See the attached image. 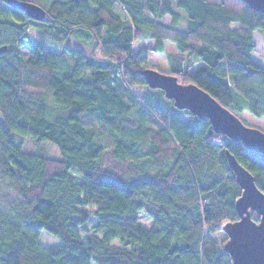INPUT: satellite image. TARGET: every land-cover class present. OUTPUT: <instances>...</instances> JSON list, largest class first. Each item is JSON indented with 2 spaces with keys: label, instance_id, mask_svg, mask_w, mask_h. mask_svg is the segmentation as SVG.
<instances>
[{
  "label": "trees",
  "instance_id": "obj_1",
  "mask_svg": "<svg viewBox=\"0 0 264 264\" xmlns=\"http://www.w3.org/2000/svg\"><path fill=\"white\" fill-rule=\"evenodd\" d=\"M48 4L35 20L0 0V264H233L223 226L239 219L243 190L226 152L263 191L264 153L180 110L140 70L173 42L170 73L249 125L237 113L264 118V66L252 60L264 13L241 0ZM71 37L90 52L65 46ZM139 38L154 44L135 50ZM42 230L62 242L43 245Z\"/></svg>",
  "mask_w": 264,
  "mask_h": 264
},
{
  "label": "water",
  "instance_id": "obj_2",
  "mask_svg": "<svg viewBox=\"0 0 264 264\" xmlns=\"http://www.w3.org/2000/svg\"><path fill=\"white\" fill-rule=\"evenodd\" d=\"M5 1L35 20L47 17V11L41 4L30 0ZM241 1L264 13V0ZM140 74L143 75L147 86L162 89L165 96L172 99L180 110L187 109L202 120L209 119L215 132L229 136L235 142L242 141L248 149L264 153V130L246 125L238 115L198 84L180 82L177 75L167 74L153 67L141 69ZM226 156L243 192L236 200L239 219L226 222L223 226L228 235L224 249L231 255L233 264H264V191L258 188L252 172L245 168L230 150H227ZM253 211L257 212L258 221L252 217Z\"/></svg>",
  "mask_w": 264,
  "mask_h": 264
},
{
  "label": "rangeland",
  "instance_id": "obj_3",
  "mask_svg": "<svg viewBox=\"0 0 264 264\" xmlns=\"http://www.w3.org/2000/svg\"><path fill=\"white\" fill-rule=\"evenodd\" d=\"M35 2H39L42 6L45 8H48L49 6V0H37ZM176 3V0H174V4ZM117 11L121 14L122 17H127V13L125 11H122V8H118ZM165 24L171 25V17L167 16L164 19ZM256 41V47L255 51L253 53V59L254 61H258L261 63L262 66H264V32L263 31H255L254 37ZM135 50H138L140 48L147 49L150 46L154 44L152 40H144L142 38H139L136 40ZM64 45L72 48H76L79 50L84 49L90 52L91 49L87 48L86 45L79 42L75 37H71L70 39L64 41ZM89 49V50H88ZM149 53V60H148V66H151L158 71H162L164 73L170 74L171 70V59L174 56H177L180 54V52L177 50L175 44L173 42H167L165 46V51L163 52H152L148 51ZM25 56H29L30 51L25 49L24 50ZM252 59V60H253ZM193 61V60H191ZM147 67V66H146ZM137 91H141L142 87L138 85L136 88ZM237 114H240V116L246 121L247 124L255 126L257 128H264V118H256L253 114H251L248 110L239 112ZM0 118H2V114L0 112ZM12 137L17 143H21L24 145V149L28 152H33L36 150V145L33 143V141L30 140L29 137L24 135H18L16 133H12ZM42 145H44L45 150L48 152L49 155L52 157L59 156L58 148L51 144L50 142H44ZM3 185V184H2ZM1 186V182H0ZM89 210V209H88ZM141 216V223L145 226H150L153 220L147 216L144 212L140 213ZM94 224V221L90 222L89 227H91ZM86 237L87 235L84 234ZM215 236L221 241L223 240L224 235L220 232L218 234H215ZM39 241L45 245H58L62 241H60L59 237L57 238L55 235L51 234L49 231L42 230L41 235L39 236Z\"/></svg>",
  "mask_w": 264,
  "mask_h": 264
},
{
  "label": "crops",
  "instance_id": "obj_4",
  "mask_svg": "<svg viewBox=\"0 0 264 264\" xmlns=\"http://www.w3.org/2000/svg\"><path fill=\"white\" fill-rule=\"evenodd\" d=\"M255 34V33H254ZM254 53V52H253ZM253 53H252V55H253ZM252 59H253V56H252ZM254 60V59H253ZM255 62H258L257 60L255 61ZM259 64H261L260 62H258Z\"/></svg>",
  "mask_w": 264,
  "mask_h": 264
}]
</instances>
